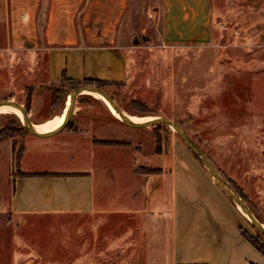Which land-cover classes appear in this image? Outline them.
Returning a JSON list of instances; mask_svg holds the SVG:
<instances>
[{
	"label": "rangeland",
	"instance_id": "1",
	"mask_svg": "<svg viewBox=\"0 0 264 264\" xmlns=\"http://www.w3.org/2000/svg\"><path fill=\"white\" fill-rule=\"evenodd\" d=\"M149 3L152 0L129 1L118 43L128 49L131 78L126 83L107 84L105 91L130 116L162 115L181 124L264 222V145L257 148V138L264 131V0H212L217 24L214 41L179 47L164 46L158 40L152 28L153 10L146 13ZM5 9V0H0V19ZM0 31L3 32L1 28ZM3 45L0 43V47ZM77 86L65 78L50 79L43 52L0 50V101L23 109L30 97L27 115L39 127L53 125L60 119L69 91ZM95 98V94L82 92L74 97ZM53 117L52 122L41 125ZM11 120L20 121L14 111L1 108L0 129ZM126 126V133L120 132L118 137L96 140L122 146L103 148L100 172L105 181H111L114 175L106 168L114 165L120 169L116 183H120V191L124 190L123 196L128 195L133 182L123 172L127 165L141 164L144 166L138 170L155 172L158 165L194 162L212 179L171 126ZM124 128L121 125L120 130ZM22 134L14 138V149L24 146ZM51 138L54 139H46L42 145L46 158H53L51 150L63 141L61 133ZM10 139L4 137L0 141V264H177L208 255L204 249L181 253L171 250L172 220L164 212L155 216L130 211L95 217L67 213L10 216L6 208L11 173L19 172ZM69 155L58 157L95 168L86 155ZM147 187L140 192L142 207ZM231 201L246 230L254 236L261 234L232 198ZM124 202L120 204L130 209L138 204ZM258 255L264 262V256Z\"/></svg>",
	"mask_w": 264,
	"mask_h": 264
},
{
	"label": "crops",
	"instance_id": "2",
	"mask_svg": "<svg viewBox=\"0 0 264 264\" xmlns=\"http://www.w3.org/2000/svg\"><path fill=\"white\" fill-rule=\"evenodd\" d=\"M129 1L5 0V14L0 19L3 30L0 43L4 45L0 50L45 53L47 73L53 80L126 83L131 78L129 52L118 39ZM151 10L152 28L164 46L214 41L217 24L212 0H152L146 13ZM27 116L39 127L37 121ZM53 120L54 117L49 118L41 125ZM68 121L69 124L50 135L29 131L21 135L24 150L19 172L11 173L6 208L10 216L67 213L95 217L128 211L155 216L164 212L172 220L171 250L208 251L206 257L177 264H264L260 252L242 235L241 228H246L231 198L198 164L171 162L158 165L155 172L138 170L144 166L141 164L127 165L123 172L133 182L126 192L128 195L123 196L124 190L120 191V183H116L120 169L114 165L107 167L114 176L111 181H105L100 156L104 147L113 150L122 146L104 145L96 140L118 137L128 129L127 123L116 118L100 98L74 99ZM55 124L39 128L46 130ZM121 125L126 127L123 131ZM261 132L257 148L264 145V131ZM59 133L61 146L51 150L53 158H46L42 145ZM11 152L13 158L12 145ZM66 153L72 157L86 155L95 168L86 163L77 165L72 158L58 157ZM147 185L149 191L142 207L140 192ZM126 200L138 204L132 209L125 208L120 201Z\"/></svg>",
	"mask_w": 264,
	"mask_h": 264
},
{
	"label": "water",
	"instance_id": "3",
	"mask_svg": "<svg viewBox=\"0 0 264 264\" xmlns=\"http://www.w3.org/2000/svg\"><path fill=\"white\" fill-rule=\"evenodd\" d=\"M82 91H90L93 93L100 94L108 103L110 106V110L112 111V114L121 120L122 122H125L127 124H143V123H164L176 130V132L182 137V139L185 141V143L188 145V147L191 149V151L196 155V157L199 159V161L202 163V165L206 168L212 179L216 182V184L228 195L232 200L236 203V205L239 207L241 212L244 214L245 218L250 222V224L255 227L260 232H264V223L261 222L251 211L249 206L246 204L245 200L242 198V196L237 192V190L231 185V183L218 171V169L215 167V165L211 162L209 157L206 155V153L201 149V147L191 138V136L188 134L186 129L179 123L173 121L172 119L166 117V116H151L147 118H142L141 120H133L123 111L119 109V107L116 105V103L113 101V99L109 96V94L101 87L90 85V84H83L79 85L77 87L72 88L67 97V104H66V110L63 113V118L61 122L56 125L51 130L47 131H40L38 130L35 125L28 119L27 115L24 113L23 109L18 106L17 104H14L9 101H0V107H11L18 111V117L23 125L27 129V131L33 133V134H39V135H50L57 131H59L69 120L72 104L74 101V97L76 94L82 92Z\"/></svg>",
	"mask_w": 264,
	"mask_h": 264
},
{
	"label": "trees",
	"instance_id": "4",
	"mask_svg": "<svg viewBox=\"0 0 264 264\" xmlns=\"http://www.w3.org/2000/svg\"><path fill=\"white\" fill-rule=\"evenodd\" d=\"M75 85H78V84H90V85H95V86H99L101 88L104 89L105 85H107L109 82H106V81H100V80H92V79H84L83 81H79V82H76L74 81L73 82ZM105 90V89H104ZM109 96L113 99L114 101V97L108 93ZM30 106V97H28V100L26 102V105L25 107L23 108V111L24 113L27 115L28 113V107ZM70 121H68L67 124H69ZM27 132V129L25 127H23V125L20 123L19 120H11L9 124L3 126L1 129H0V141L2 140V138L4 137H10L13 139V151H14V159L16 161V165L19 166V162H20V159L22 157V154H23V150H24V146L18 148V149H14L15 147V140L14 138L17 136V135H20L22 133H25ZM194 154V153H193ZM195 155V154H194ZM196 156V155H195ZM22 174H26L24 172H21ZM234 186V185H233ZM234 188L237 190V192L242 196V198L245 200V197L244 195L241 193V191L236 188L234 186ZM230 197V196H229ZM251 208V211L253 212V214L261 221L262 219L260 217H258V215L255 213L254 209L252 207ZM264 223V222H263ZM241 233L242 235L264 256V238L262 239V237H264V232H260L261 234H257L256 236L250 234L247 230L245 229H242L241 228ZM262 236V237H261Z\"/></svg>",
	"mask_w": 264,
	"mask_h": 264
},
{
	"label": "bare ground",
	"instance_id": "5",
	"mask_svg": "<svg viewBox=\"0 0 264 264\" xmlns=\"http://www.w3.org/2000/svg\"><path fill=\"white\" fill-rule=\"evenodd\" d=\"M82 93H92V94H95L98 98H100L101 100H103V102L105 103V105L109 108V110H110V106L108 105V103H107V101L100 95V94H98V93H93V92H90V91H82ZM67 104V103H66ZM1 108H4V109H10V110H12V111H14L17 115H18V111L17 110H15V109H13V108H11V107H7V106H4V107H0V109ZM65 110H66V108H65ZM111 111V110H110ZM64 113V112H63ZM111 113H112V111H111ZM127 117H129V118H131V119H133V120H141L142 118H147V117H132V116H130V115H127ZM62 118H63V114H62V116H61V118L58 120V122L54 125V126H52V127H50V128H48V129H46V130H44V129H41V128H39V127H37V126H35L38 130H40V131H47V130H51L52 128H54L56 125H58L60 122H61V120H62Z\"/></svg>",
	"mask_w": 264,
	"mask_h": 264
}]
</instances>
